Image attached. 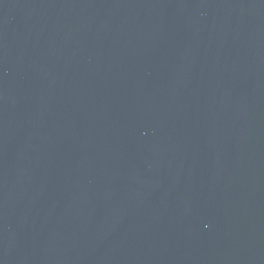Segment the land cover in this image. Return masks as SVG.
<instances>
[{
	"label": "water",
	"instance_id": "95a60500",
	"mask_svg": "<svg viewBox=\"0 0 264 264\" xmlns=\"http://www.w3.org/2000/svg\"><path fill=\"white\" fill-rule=\"evenodd\" d=\"M0 264H264V0H0Z\"/></svg>",
	"mask_w": 264,
	"mask_h": 264
}]
</instances>
